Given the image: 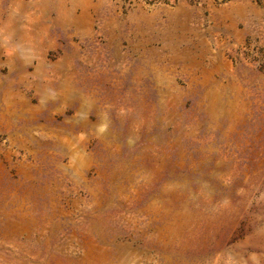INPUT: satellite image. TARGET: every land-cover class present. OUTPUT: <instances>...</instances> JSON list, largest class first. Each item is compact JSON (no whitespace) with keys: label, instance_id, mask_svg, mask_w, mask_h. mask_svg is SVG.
<instances>
[{"label":"rangeland","instance_id":"obj_1","mask_svg":"<svg viewBox=\"0 0 264 264\" xmlns=\"http://www.w3.org/2000/svg\"><path fill=\"white\" fill-rule=\"evenodd\" d=\"M0 264H264V0H0Z\"/></svg>","mask_w":264,"mask_h":264}]
</instances>
